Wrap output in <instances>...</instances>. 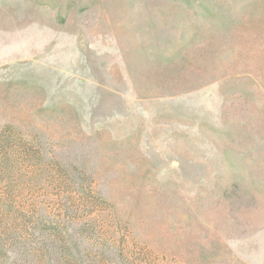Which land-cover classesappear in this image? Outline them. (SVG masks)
Instances as JSON below:
<instances>
[{
  "label": "rangeland",
  "instance_id": "rangeland-1",
  "mask_svg": "<svg viewBox=\"0 0 264 264\" xmlns=\"http://www.w3.org/2000/svg\"><path fill=\"white\" fill-rule=\"evenodd\" d=\"M0 206V264H264V0H0Z\"/></svg>",
  "mask_w": 264,
  "mask_h": 264
},
{
  "label": "trees",
  "instance_id": "trees-1",
  "mask_svg": "<svg viewBox=\"0 0 264 264\" xmlns=\"http://www.w3.org/2000/svg\"><path fill=\"white\" fill-rule=\"evenodd\" d=\"M4 169H7L8 171H12L13 170V167H12V165L11 164H7L5 167H4ZM12 192H13V189L11 190ZM11 194V193H10ZM6 207H7V205H6ZM2 208L3 207H1L0 206V211L2 210ZM10 210H12L13 211V209H11V208H9V210H7V211H10ZM4 211V210H3ZM16 212H18V211H16ZM15 212V213H16ZM1 213V212H0ZM4 214V212L3 213H1L0 215H3Z\"/></svg>",
  "mask_w": 264,
  "mask_h": 264
}]
</instances>
